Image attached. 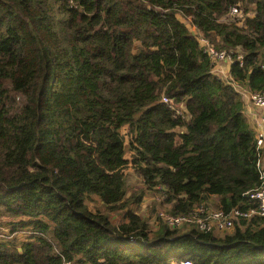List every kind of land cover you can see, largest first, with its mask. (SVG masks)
<instances>
[{
    "label": "trees",
    "instance_id": "trees-1",
    "mask_svg": "<svg viewBox=\"0 0 264 264\" xmlns=\"http://www.w3.org/2000/svg\"><path fill=\"white\" fill-rule=\"evenodd\" d=\"M201 37L264 91V0H0V264H264V216L217 234L154 215L245 208L260 183L244 102Z\"/></svg>",
    "mask_w": 264,
    "mask_h": 264
},
{
    "label": "built area",
    "instance_id": "built-area-1",
    "mask_svg": "<svg viewBox=\"0 0 264 264\" xmlns=\"http://www.w3.org/2000/svg\"><path fill=\"white\" fill-rule=\"evenodd\" d=\"M244 16L239 6L231 7L226 15L227 21H243ZM234 18V19H230ZM243 24V23H242ZM241 24V25H242ZM200 47L206 54L212 64V73L227 81L234 90L239 93L243 102L247 106H252L260 111V121L256 131V150H257V167L260 175V183L257 188L247 192L251 205L245 208L233 207L228 211L219 207H212L207 203L195 204L191 210L186 213L172 214L164 209L157 211L158 220L170 228L196 226L200 231L204 232H230L238 219H249L255 216H264V165L261 157L264 150V91L251 92L237 82L232 80L230 74H225L220 68L221 64L231 65L234 62H242V56L232 57V51L217 50L207 39H199ZM163 103L168 100L162 98ZM172 264H193L189 259H183Z\"/></svg>",
    "mask_w": 264,
    "mask_h": 264
},
{
    "label": "rangeland",
    "instance_id": "rangeland-1",
    "mask_svg": "<svg viewBox=\"0 0 264 264\" xmlns=\"http://www.w3.org/2000/svg\"><path fill=\"white\" fill-rule=\"evenodd\" d=\"M240 9L242 10V8L240 7ZM242 12H243V10H242ZM243 14H244V12H243ZM248 15H251V13L249 14L248 13ZM244 16H245V14H244ZM230 19H234V18H230ZM185 24H186V21H184L183 19H181ZM237 23L239 24V25H241L242 23H243V21H237ZM125 139V143L127 144L128 143V138L127 137H125L124 138ZM128 185L129 186H141V180H140V178H138V176L137 175H135L134 173H130L129 174V176H128ZM157 195L154 193L153 195L152 194H150V193H148V195H146V196H144V198H143V200H142V203H141V207H140V214L141 215H145V213L146 212H148V211H150V209L153 207V206H151V203H152V201L150 200V199H152V197H154V198H159L160 200H161V197L159 196V197H156ZM96 199V198H95ZM153 200V199H152ZM88 205H89V207H91L93 210H98V209H100V210H103V208H102V205H101V203H100V200L99 199H96V200H94V201H92V202H88ZM151 206V207H150ZM150 207V208H149ZM158 208V207H157ZM156 208V211H155V213H154V215L155 214H157V211H159V210H161V209H165V208H167L168 209V205H167V203H164L163 205H162V207H160V208H158L157 209ZM149 209V210H148ZM166 209V210H167ZM109 215H110V219H111V221L112 222H115V223H117V222H119L120 220H121V218H122V212H118V213H116V212H109ZM3 220L2 221H7V220H9V219H6V218H2ZM11 220V219H10ZM159 221V220H158ZM153 222V221H152ZM3 231H7V229L5 228ZM217 234H223V233H220V232H217ZM24 234H23V232L22 233H16V236L19 238V239H22L24 236H23ZM176 262H178V261H173L172 263H176Z\"/></svg>",
    "mask_w": 264,
    "mask_h": 264
},
{
    "label": "crops",
    "instance_id": "crops-1",
    "mask_svg": "<svg viewBox=\"0 0 264 264\" xmlns=\"http://www.w3.org/2000/svg\"><path fill=\"white\" fill-rule=\"evenodd\" d=\"M220 68L223 70V72L225 74H229V65L221 64ZM244 113H245V115L247 117V120H248V123H249L250 127L252 128V130L256 134V131H257L258 125H259V121H260V115H261L260 111L258 109H256V108H253L252 106L245 105ZM261 161H262V164L264 165V150L262 152ZM213 202L217 203V197H213L212 196L211 198H209L207 204L212 206V207H215L212 204Z\"/></svg>",
    "mask_w": 264,
    "mask_h": 264
}]
</instances>
